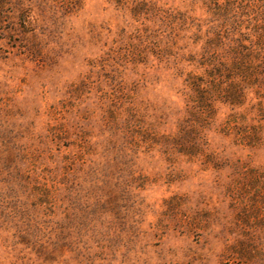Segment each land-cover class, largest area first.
<instances>
[{"label": "rangeland", "instance_id": "obj_1", "mask_svg": "<svg viewBox=\"0 0 264 264\" xmlns=\"http://www.w3.org/2000/svg\"><path fill=\"white\" fill-rule=\"evenodd\" d=\"M249 1L0 0V264H264Z\"/></svg>", "mask_w": 264, "mask_h": 264}, {"label": "trees", "instance_id": "obj_2", "mask_svg": "<svg viewBox=\"0 0 264 264\" xmlns=\"http://www.w3.org/2000/svg\"><path fill=\"white\" fill-rule=\"evenodd\" d=\"M250 1L255 2L247 7L252 8L251 13L243 15L247 17L245 21L247 26L244 28L247 32L236 31L235 34L237 36L230 41L231 46L228 47L232 59L231 62H218L209 71L210 75L217 76L220 79H238V83L231 82V90L221 91L222 99L231 106H239L241 104L239 101L242 95L238 91L240 90L239 84L245 83L247 87H253L255 90L264 87V0ZM230 2L231 0H226L227 4L232 5ZM221 6H225V4ZM239 21L231 22L229 27L235 30L240 27ZM232 24L233 27L231 26ZM220 38L218 37V39ZM192 81H195L192 86L196 87V90L201 89V81L198 78H193ZM205 93L203 92L202 94L205 95Z\"/></svg>", "mask_w": 264, "mask_h": 264}]
</instances>
